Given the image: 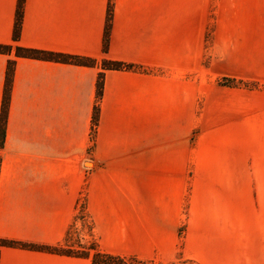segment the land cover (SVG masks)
<instances>
[{"label":"crops","instance_id":"1","mask_svg":"<svg viewBox=\"0 0 264 264\" xmlns=\"http://www.w3.org/2000/svg\"><path fill=\"white\" fill-rule=\"evenodd\" d=\"M17 6L0 0L1 45L97 64L0 53V264H92L35 248L62 245L82 202L112 255L264 264V0H24L15 42Z\"/></svg>","mask_w":264,"mask_h":264},{"label":"trees","instance_id":"2","mask_svg":"<svg viewBox=\"0 0 264 264\" xmlns=\"http://www.w3.org/2000/svg\"><path fill=\"white\" fill-rule=\"evenodd\" d=\"M23 2L24 0H18L17 12H16V22L14 27V41H18L21 32L22 26V18H23ZM112 20V6H109L106 27H105V35H104V50H107L109 43V35H110V27ZM14 51L16 57L18 58H28V59H36V60H45V61H53L58 63H67L81 66H94L97 64V61L91 58L70 55L60 52L42 50L37 48H30L21 45H1L0 44V53L2 54H10ZM103 71L105 70H121V69H138L136 66L127 65L125 63L114 61V60H103L101 63ZM15 68V60H10L8 64V71L6 76V83L2 101L1 108V120H0V147L3 146L5 140L6 133V125H7V117H8V109L10 104V95H11V87H12V79ZM100 72L98 76L97 82V100L96 105L94 107L93 114V122H92V140L94 139L96 128L98 124L99 118V102L103 95V79L104 72ZM147 71V70H146ZM221 83L225 85H234V84H243L244 86H254V84L247 82H237L235 80H222ZM77 219L79 221L85 222L87 225V247H83L80 250H74L73 247H65L63 245L57 247H35L40 249L41 251H49L57 254H64L68 256L74 257H91L92 264H127L129 261L134 264H145L146 261L138 260L134 257H122L112 255L110 253L104 252L100 249L99 243L94 237L92 224L88 221L85 211V203L82 202L80 206V211L78 213ZM74 225L68 231L64 242H67L68 237H70L71 232L74 230ZM1 244L5 245H17L12 242H1ZM152 263V261H147L146 263Z\"/></svg>","mask_w":264,"mask_h":264},{"label":"rangeland","instance_id":"3","mask_svg":"<svg viewBox=\"0 0 264 264\" xmlns=\"http://www.w3.org/2000/svg\"><path fill=\"white\" fill-rule=\"evenodd\" d=\"M87 225H85V222H78V227H74V230L71 232L70 237H68L67 242H63V246L65 247H73L74 250H80L83 247H87L86 241H87ZM83 236V237H82ZM82 237V238H81ZM147 262V261H146ZM145 262V264H147ZM127 264H134L130 261ZM148 264H161L155 261H152V263ZM173 264H195L191 261L184 260L182 258H179L176 262Z\"/></svg>","mask_w":264,"mask_h":264}]
</instances>
